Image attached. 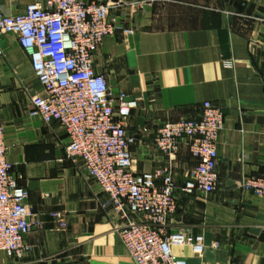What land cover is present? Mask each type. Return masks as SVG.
<instances>
[{
	"label": "crops",
	"instance_id": "1",
	"mask_svg": "<svg viewBox=\"0 0 264 264\" xmlns=\"http://www.w3.org/2000/svg\"><path fill=\"white\" fill-rule=\"evenodd\" d=\"M33 1L46 0H0V11L20 12ZM111 18L121 28L99 47L94 67L115 97L138 99L130 126L137 172L170 162L180 188L197 161L186 144L172 160L162 154L158 130L166 121L198 118L205 101L225 114L218 189L209 196L178 190L169 221L171 230L189 226L202 233L204 255L189 245L174 253L188 264H264V197L240 187L246 175L264 176V0H153L129 4ZM1 48L0 121L8 159L39 225L25 237L32 250L24 260L0 251V264H135L108 196L66 156L65 130L31 114L32 97L43 91L31 77L28 55L14 35H6Z\"/></svg>",
	"mask_w": 264,
	"mask_h": 264
},
{
	"label": "built area",
	"instance_id": "2",
	"mask_svg": "<svg viewBox=\"0 0 264 264\" xmlns=\"http://www.w3.org/2000/svg\"><path fill=\"white\" fill-rule=\"evenodd\" d=\"M150 1L46 0L30 2L16 13L0 11V55L4 37L14 35L43 91L32 97L31 114L65 130L66 156L108 196V204L123 221L119 234L134 263L188 264L173 248L189 245L202 257L205 236L194 234L189 226L171 230L169 221L178 208V190L209 196L218 189L217 143L225 114L205 101L198 118L166 121L158 130L155 144L162 154L172 160L186 144L197 161L179 188L170 162L152 171L135 170L132 147L137 137L130 126L138 99L125 93L115 97L106 76L94 67L99 47L121 28L112 13ZM5 135L0 121V251L22 261L32 250L25 237L39 221L28 206V190L19 184L22 176L12 173ZM240 187L264 197V176L246 175Z\"/></svg>",
	"mask_w": 264,
	"mask_h": 264
},
{
	"label": "rangeland",
	"instance_id": "3",
	"mask_svg": "<svg viewBox=\"0 0 264 264\" xmlns=\"http://www.w3.org/2000/svg\"><path fill=\"white\" fill-rule=\"evenodd\" d=\"M24 67H26V69H29L31 71V68L28 62H25ZM31 77L36 80V76L32 71H31Z\"/></svg>",
	"mask_w": 264,
	"mask_h": 264
}]
</instances>
